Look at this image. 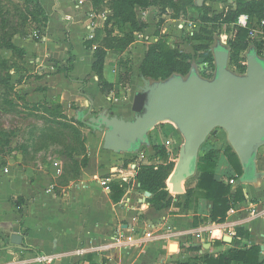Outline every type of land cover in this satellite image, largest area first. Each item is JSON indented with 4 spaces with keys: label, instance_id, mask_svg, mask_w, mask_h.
<instances>
[{
    "label": "crops",
    "instance_id": "1",
    "mask_svg": "<svg viewBox=\"0 0 264 264\" xmlns=\"http://www.w3.org/2000/svg\"><path fill=\"white\" fill-rule=\"evenodd\" d=\"M40 2L48 19L43 27V42L18 47L28 54L35 53L37 61H40L39 68L58 73V78L64 73L59 68L68 67L70 51L75 56L69 73L71 78L64 73V81L57 78L61 83L54 90L60 95L62 104L71 101L80 106L73 121H82L94 129L77 118V111L87 112L92 103L93 114L107 108L112 114L130 117L134 95L143 81L139 68L155 35L142 33L140 37L148 40L139 37L140 40L131 45L135 66L130 82L126 87H120L125 90L124 95L117 96L114 90L106 96L100 90L98 76L92 71L94 51L86 46L92 32V20L87 14L93 9L91 0H86L83 7H77L76 0ZM66 15L72 19H67ZM149 15L148 12L145 19H149ZM103 20L97 18L95 32L102 28ZM115 58L110 53L104 68L105 77L112 83L119 80L118 67L113 66ZM50 78H47L48 90L53 91L50 85L55 82ZM110 98L113 101L118 98L119 101L111 107ZM95 130L100 136L93 142H87L88 162L81 168L79 181H72L59 193L53 189V183L46 181L49 170H42L45 178L36 179H33L30 169L13 172L6 168L3 174L0 170V264H178L183 261L206 264L207 254L218 255L231 248L245 250L251 246H260V260L264 261V218L250 215L254 205L258 209L264 206V147L260 149L257 160L258 171L263 172L258 184L240 183L238 187L243 188L245 199L234 206L235 213L229 214L228 211L225 221L216 223L210 220L212 201L197 195L188 198L185 192H174L170 187L171 204L156 209L149 202L151 193L140 189L135 177L137 164L145 161L140 158L143 148L136 154L106 150L103 147L104 136L100 130ZM216 136V141L208 144V149L221 151L213 170L218 180L228 182L236 175L224 153L228 142L222 139L220 132ZM131 157L138 162L124 166L122 161ZM54 162V174L58 175ZM99 175H107L111 182L123 180L126 175V181H132V185L123 198L114 203L111 190L97 182L95 177ZM196 183L197 177L193 183L183 184V189L194 188ZM19 197L23 202L21 210L13 201ZM134 217H137L136 221ZM118 231L123 238L120 243L114 239ZM148 232L152 233L151 237L146 235ZM197 232H201L200 237ZM13 234L23 236L21 246L11 243ZM129 236L133 237L130 242L127 240ZM25 246L34 251L27 250ZM40 256L46 258L45 263Z\"/></svg>",
    "mask_w": 264,
    "mask_h": 264
},
{
    "label": "rangeland",
    "instance_id": "2",
    "mask_svg": "<svg viewBox=\"0 0 264 264\" xmlns=\"http://www.w3.org/2000/svg\"><path fill=\"white\" fill-rule=\"evenodd\" d=\"M114 1L101 0L100 4L94 7L91 0L96 17L99 20L104 18L102 28L95 32L97 35L95 45L101 46V40L106 36L105 21L113 12ZM205 3L211 8V16L216 12H222L229 4L224 0H205ZM198 5V0H151L146 7H136V16L142 22L143 27L141 31L135 32V42L140 38L144 41L148 40L146 37H140L142 33L145 36L154 34L157 38L160 32L166 34L171 44L179 45L181 50L191 54V61L197 66L201 75L212 77L215 73L213 67L215 61L211 60L215 37H221L227 44V41L232 38L233 34L230 30L234 25L202 21L203 11L197 8ZM140 10H147L150 13L149 19H142ZM45 18L46 12L40 0H0V170L3 174L5 172L3 169L6 168L12 169L13 172L19 169L25 171L30 169L33 179L36 177L45 178L42 170L45 172L49 170L46 181L49 184L53 183L51 184L54 186L53 189L59 193L64 186L71 184L72 181L75 183L79 181L80 171L83 167L81 161L85 156H88L87 142L89 143L90 140L93 142L95 138L98 139L100 133L84 124L75 123L73 118L76 109L80 106L71 101H65V104H62L60 95L54 91L61 83L59 80L64 81V73L60 74L61 77L58 78V73L39 68L40 61H37L35 53L21 54L9 47L10 44L29 46L35 42H43ZM195 20H198L197 35L192 39L183 38V33L190 28L189 22H196ZM181 24H184L183 28L180 27ZM121 28L128 31L127 25L122 27L117 24L114 26V34L122 35ZM210 36L214 38L209 39ZM250 41L251 46L257 44L260 50L263 49L260 43H264V37L253 38L250 36ZM198 46L200 48L196 49ZM130 47L125 52L111 50L109 54L116 57L113 66L118 67V73L127 72L131 79L135 59ZM91 50L94 51V48ZM247 52L248 49L236 52L232 48L231 57L234 60H243L246 59ZM46 58L47 63L48 57ZM49 60L53 61L52 58ZM229 68L233 71L237 70L234 61L232 64L229 61ZM48 77H51L50 81L55 82L50 85L53 91L48 90ZM141 85H143V81ZM121 88L115 92L120 97L125 92ZM82 91L84 90L82 89ZM108 101L109 105L113 107V99L110 98ZM99 132H101V136H104V132ZM219 132L222 139L230 145L227 133L223 129H219L217 133ZM216 134L208 137L201 147L200 156L208 143L212 140L216 141L218 138ZM182 142V135L171 122L159 124L152 132V146L153 144L164 146L169 154V160L175 164ZM152 146L143 148V152L147 154L144 162L158 165L160 156L155 154ZM54 161L61 166L60 176L54 174L52 166ZM122 162H124V166H127L129 162L137 163L138 161L131 157ZM199 162L198 171L201 159ZM197 176L198 173L189 178L184 186L186 183H193ZM104 177L107 175H99L95 178L99 183L97 178ZM13 201L18 209L23 205L20 197L14 198Z\"/></svg>",
    "mask_w": 264,
    "mask_h": 264
},
{
    "label": "water",
    "instance_id": "3",
    "mask_svg": "<svg viewBox=\"0 0 264 264\" xmlns=\"http://www.w3.org/2000/svg\"><path fill=\"white\" fill-rule=\"evenodd\" d=\"M204 2L198 0L200 6ZM213 53L216 71L212 78L202 76L195 64L186 76L174 73L150 80L141 74L143 85L134 95L130 117L112 114L107 108L93 114L92 103L87 112L78 110L77 118L104 132V149L134 154L151 147V132L159 124L173 123L183 137L171 176L172 190L178 193L197 174L202 145L223 129L243 167L235 188L245 182L257 185L263 176L257 160L264 146V57L251 46L247 70L240 74L229 68L230 47L221 37H216ZM11 243L21 246L23 236L13 234Z\"/></svg>",
    "mask_w": 264,
    "mask_h": 264
},
{
    "label": "trees",
    "instance_id": "4",
    "mask_svg": "<svg viewBox=\"0 0 264 264\" xmlns=\"http://www.w3.org/2000/svg\"><path fill=\"white\" fill-rule=\"evenodd\" d=\"M92 1L95 7L100 4L101 0ZM150 2L151 0H115L113 3V12L105 21L104 30L106 32V36L101 40L102 45H96L97 47L94 49L95 61L92 65V71L98 76L100 90L106 96L121 86L126 87L131 80L130 75L127 72L119 74V80L116 83H112L107 80L104 75V68L108 54L111 50L125 52L135 42V32L141 31L143 27L142 22H140L138 16H136L135 9L136 7H146L150 4ZM224 2H229V0H224ZM191 3L192 5L194 4L193 2ZM197 8L203 11L201 18L204 22L234 25V27L230 30L233 34L232 38L227 41V45L230 47L229 61L230 64L234 61V64L237 67L235 72L240 74L245 73L247 70V57L243 60H234L233 57H231V49L233 48L236 52L250 49V29L255 22L264 19V0H233L222 12H216L212 16L210 15L211 8L207 6L205 2L202 6L198 5ZM242 15L249 16L250 21L247 27L237 24ZM47 20L48 19L46 17L44 19V24L47 23ZM195 21L198 22V20ZM117 24L122 27L123 25H127L128 31H124L123 28H121L123 34L120 36L115 35L114 26ZM197 33L198 29L191 35L184 32L183 38L192 39L197 35ZM96 36L97 35H95L92 40H87L86 46L88 49H92L95 45ZM261 37H264V34ZM213 38V36H210L209 39ZM260 44L263 47L264 43L261 42ZM9 47L21 54L25 53L24 49L14 44H10ZM179 47V45L171 44L166 34H161L160 32L158 34V40L153 41L145 53L144 59L139 68L140 75L142 74L146 79L150 80L166 79L174 73H179L184 76L188 75L193 65L191 61L192 56L191 54L181 50ZM254 47L258 53H262V49L260 50L257 44H255ZM199 48V46L196 47V49ZM211 60L215 61L214 53L211 56ZM74 61L75 56L70 51L68 67L59 68V70L63 71L68 78H71L69 73L73 68ZM213 67L214 71H216V64L213 63ZM202 76L207 77L205 75ZM74 121L78 124H83L82 121H78L76 119H74ZM150 137L152 138V134ZM208 144L206 145L205 151L201 153V156L199 153V159H201L202 162L198 171V165H200L198 159V176L195 187L186 189V191L183 190V192L188 195V198L197 195V197H202L212 201L213 207L210 213V220L212 222L222 223L225 221L230 208L241 203L245 199V195L242 187L233 188L229 182H223L222 180H218L216 178L213 167L217 163V159L221 151L218 148L208 149ZM152 149L157 156H160L159 164L156 165L154 163L146 162L138 163L136 166L137 173L135 177L140 184L139 188L143 191H149L151 193L149 196V202L156 209L160 210L169 206L172 202V197L170 196V190L168 187L173 188L171 176L175 167V162H171L169 160V154L164 146L153 144ZM224 153L235 172L234 174H236H230V176H241L243 173V167L232 146L228 145V147L224 149ZM81 162L83 166L87 165L88 158L85 156ZM109 185L112 193V201L117 203L123 198L126 190L132 185V181H112ZM0 249H2V246ZM26 249L34 251L33 248L26 247ZM260 254V246H251L245 250L231 248L225 253L218 255L207 254L205 256V263L263 264L264 261L260 260ZM178 264L191 263L189 261H183Z\"/></svg>",
    "mask_w": 264,
    "mask_h": 264
},
{
    "label": "built area",
    "instance_id": "5",
    "mask_svg": "<svg viewBox=\"0 0 264 264\" xmlns=\"http://www.w3.org/2000/svg\"><path fill=\"white\" fill-rule=\"evenodd\" d=\"M86 4V0H76V6L77 7H83L84 5ZM141 11V10H140ZM88 13V16L91 18V20H92V22H91V24H90V27H91V30H92V32L88 35V39L89 40H92L94 37H95V29H96V27H97V17H96V14H95V12H94V10L92 9V10H88L87 11ZM147 14H148V11L147 10H144V11H141V18L142 19H145L146 18V16H147ZM66 18L67 19H72V16H69V15H66ZM249 21H250V19H249V16L248 15H242L240 18H239V20H238V25H241V26H244V27H247L248 26V23H249ZM189 29L187 30V32L186 33H188V34H194V32L197 30V27H198V23L197 22H194V21H190L189 22ZM180 27H184V24H181L180 25ZM263 34H264V19H262V20H260V21H257V22H255L254 23V26H252L251 27V29H250V36L251 37H256V36H263ZM43 37V36H42ZM152 42L153 41H157L158 40V38L156 37V36H153L152 37ZM97 46L96 45H94L93 46V48L95 49ZM261 55L264 57V45H263V49H262V53H261ZM119 101V99L118 98H114V102H118ZM146 157H147V154H145L144 152H141L140 153V158H141V160H143V159H146ZM54 166H55V168H56V173L58 174V175H60L61 173H62V169H61V166H60V164L58 163V162H54ZM136 165H134V167H135ZM238 177H240V176H236V177H231L229 180H228V182H229V184H231L232 186H233V188H235V185H236V183L238 182V180H237V178ZM123 180H127V176L126 175H124V178H123ZM99 183L102 185V186H104L105 187V189H107V190H111V188H110V182H111V179L110 178H99ZM263 209H258V207L257 206H253L251 209H250V215L251 216H263V218H264V206L262 207ZM236 212V209H235V207L233 206V207H231L230 208V210H229V214H233V213H235ZM134 220L136 221L137 220V217H134ZM211 232V231H210ZM121 234V232L120 231H118V234H116L115 236H114V239L116 240V242H122L123 241V238H122V235H120ZM148 237H151L152 236V233H150V232H148L147 234H146ZM197 236H201V232H197V234H196ZM127 240L130 242V241H132L133 240V237L132 236H129L128 238H127ZM81 251H85V250H81ZM40 260L43 262V263H45L46 262V258L45 257H41L40 256Z\"/></svg>",
    "mask_w": 264,
    "mask_h": 264
}]
</instances>
